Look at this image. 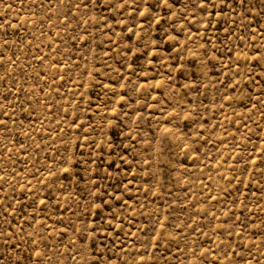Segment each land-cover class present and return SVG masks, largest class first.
<instances>
[{"label": "rangeland", "instance_id": "rangeland-1", "mask_svg": "<svg viewBox=\"0 0 264 264\" xmlns=\"http://www.w3.org/2000/svg\"><path fill=\"white\" fill-rule=\"evenodd\" d=\"M0 264H264V0H0Z\"/></svg>", "mask_w": 264, "mask_h": 264}]
</instances>
